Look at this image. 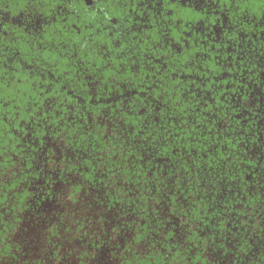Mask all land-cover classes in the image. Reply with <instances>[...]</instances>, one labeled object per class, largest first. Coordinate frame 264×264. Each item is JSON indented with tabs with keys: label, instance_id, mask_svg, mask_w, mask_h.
<instances>
[{
	"label": "trees",
	"instance_id": "16d2710c",
	"mask_svg": "<svg viewBox=\"0 0 264 264\" xmlns=\"http://www.w3.org/2000/svg\"><path fill=\"white\" fill-rule=\"evenodd\" d=\"M30 1L0 0V255L55 173L120 182L111 202L139 219L124 252L145 239L141 264H264V0L225 45L156 39L149 64L96 27L93 48L63 50L73 35L54 30L28 46L13 17Z\"/></svg>",
	"mask_w": 264,
	"mask_h": 264
},
{
	"label": "flooded vegetation",
	"instance_id": "af4514ba",
	"mask_svg": "<svg viewBox=\"0 0 264 264\" xmlns=\"http://www.w3.org/2000/svg\"><path fill=\"white\" fill-rule=\"evenodd\" d=\"M177 1L179 0H90V2L88 0H61L59 4H56L55 0H47V2L45 0H32L25 7L17 10L18 13L13 17V27L16 34L20 28L27 32L29 35L26 42L28 46L38 43L40 39H45V32L54 30L63 36L64 31H70L69 34H72V37L59 41V47L63 50L72 49L73 45H76V40L83 44V49L93 48L98 43L93 37V29L96 27L115 37L117 50L119 49L120 55H126L127 60L149 64L148 59L152 57L149 44L156 39L165 42L166 45L171 44L172 47L178 45L180 48L183 46L186 49L197 46H223L227 32H231L233 29L239 30L240 25L244 26L246 22L250 21L248 16H254V19L257 20V16L250 12L252 9H256V0H195V2L193 0H180L183 5L190 9L184 18H179L178 13H173L174 9L171 8V5ZM83 4L87 6L86 9L80 7ZM100 4L104 5L99 6ZM105 7H107V12ZM93 10L101 16L105 15L98 19L92 13ZM196 12H200L199 16L202 15L203 17L188 20V23L192 24H189L190 26L186 24V26L191 30L178 31L182 28H178L181 20L185 21L186 18L194 14L198 16ZM260 25L261 22H259ZM82 33L89 35V37L84 34L82 36ZM177 39H181L182 43ZM89 53L92 54L91 60L96 61L97 52L93 50ZM16 54H19V51ZM60 58L63 60V55ZM62 64L64 65V61ZM155 73L160 74L162 72L155 70ZM169 73L174 75L176 71L172 70ZM73 175L75 174L60 176L63 182L66 180L71 182L70 177ZM78 176V180L65 187L64 192L67 201H76V195L85 185V188L95 187L98 184L94 183H98L100 180L98 175L92 179L81 174ZM46 177L49 178L50 176ZM111 181L109 182L110 188ZM90 182H93V185ZM53 185V181H50V189L54 188ZM107 189L105 188L106 194L104 196L106 204L121 209L118 200L111 202L113 198L110 195L114 192L111 190L108 192ZM49 192L48 189L45 194L47 195ZM97 201L99 202V198ZM123 211L125 215H130L128 209ZM52 229L53 233H56L55 226ZM129 239L127 240L128 243L124 244L122 252L129 245Z\"/></svg>",
	"mask_w": 264,
	"mask_h": 264
},
{
	"label": "rangeland",
	"instance_id": "374dc122",
	"mask_svg": "<svg viewBox=\"0 0 264 264\" xmlns=\"http://www.w3.org/2000/svg\"><path fill=\"white\" fill-rule=\"evenodd\" d=\"M42 178L35 188L31 209L21 215L6 240L9 248L1 253L0 264H138L136 256L141 264L142 255L149 250L145 239L135 243L132 253L122 252L134 232L141 231L139 219L133 221L123 210L107 205L103 186L85 185L76 201L70 202L64 190L79 179L78 175L70 177L71 182H63L55 173ZM120 185L111 181L109 189L116 192L113 186Z\"/></svg>",
	"mask_w": 264,
	"mask_h": 264
},
{
	"label": "snow or ice",
	"instance_id": "6c2138e0",
	"mask_svg": "<svg viewBox=\"0 0 264 264\" xmlns=\"http://www.w3.org/2000/svg\"><path fill=\"white\" fill-rule=\"evenodd\" d=\"M45 2H47V0H45ZM61 2V0H55L56 4H59ZM88 2H90V0H88ZM193 2H195V0H193Z\"/></svg>",
	"mask_w": 264,
	"mask_h": 264
}]
</instances>
